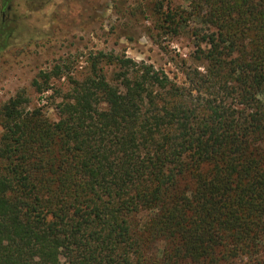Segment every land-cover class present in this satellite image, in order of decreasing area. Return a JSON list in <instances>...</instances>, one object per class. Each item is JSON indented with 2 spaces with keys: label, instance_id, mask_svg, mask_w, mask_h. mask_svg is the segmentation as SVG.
Here are the masks:
<instances>
[{
  "label": "trees",
  "instance_id": "trees-1",
  "mask_svg": "<svg viewBox=\"0 0 264 264\" xmlns=\"http://www.w3.org/2000/svg\"><path fill=\"white\" fill-rule=\"evenodd\" d=\"M163 7L169 34L199 24L188 86L99 52L57 120L0 105V264H264V0Z\"/></svg>",
  "mask_w": 264,
  "mask_h": 264
},
{
  "label": "rangeland",
  "instance_id": "rangeland-1",
  "mask_svg": "<svg viewBox=\"0 0 264 264\" xmlns=\"http://www.w3.org/2000/svg\"><path fill=\"white\" fill-rule=\"evenodd\" d=\"M5 1L11 8H5L3 23ZM189 2L0 0V105L23 91L30 99L29 108L42 106L50 119L57 120V105L70 88V77L83 79L90 74V55L99 52L151 64L180 85L188 86L186 70L198 67L204 71L191 32L199 24L191 21L185 32L169 34L162 26L159 6L163 4V10L169 6L188 7ZM58 64L63 65L64 77L53 79L55 89L38 92L34 79ZM100 67L110 79L119 71L118 64L108 61H102ZM248 260L245 256L234 264Z\"/></svg>",
  "mask_w": 264,
  "mask_h": 264
},
{
  "label": "flooded vegetation",
  "instance_id": "flooded-vegetation-1",
  "mask_svg": "<svg viewBox=\"0 0 264 264\" xmlns=\"http://www.w3.org/2000/svg\"><path fill=\"white\" fill-rule=\"evenodd\" d=\"M7 4V1H5L4 3H3V6H2V12H3V23H5V21H6V18H5V8H8V9H10L11 8V6L9 5L8 7L6 6V4Z\"/></svg>",
  "mask_w": 264,
  "mask_h": 264
}]
</instances>
